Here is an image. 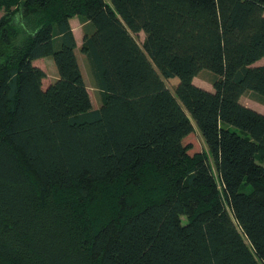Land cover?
Returning <instances> with one entry per match:
<instances>
[{
	"label": "trees",
	"instance_id": "obj_1",
	"mask_svg": "<svg viewBox=\"0 0 264 264\" xmlns=\"http://www.w3.org/2000/svg\"><path fill=\"white\" fill-rule=\"evenodd\" d=\"M0 11V264H264V113L241 101L264 97V0ZM196 127L207 151L191 155Z\"/></svg>",
	"mask_w": 264,
	"mask_h": 264
},
{
	"label": "rangeland",
	"instance_id": "obj_2",
	"mask_svg": "<svg viewBox=\"0 0 264 264\" xmlns=\"http://www.w3.org/2000/svg\"><path fill=\"white\" fill-rule=\"evenodd\" d=\"M3 11H0V16L3 14ZM72 29L78 33V36H85V33L87 32V28L85 25L84 20L80 18H75L73 20V26ZM144 33H141L138 37V40L140 42L144 39ZM78 37L79 41L81 39ZM80 54H82L81 50L78 51ZM81 66L84 72L86 84L89 88L91 98L94 103V108H99L101 106L102 100L99 89L95 86L94 79L91 75V70L88 64V61L86 57H80ZM43 68L46 70V73L48 75V80L55 81L58 78V72L56 65L54 63V59L52 57H47L44 60L38 62ZM256 65H264V58L256 63ZM217 79V76L211 72L210 70L204 69L198 76L195 77L194 82L196 85L203 87L205 89L214 90V82ZM178 83V78L171 79L168 81V85L171 88L172 91H174L175 86ZM241 101L243 104H245L248 107H251L259 112L264 113V97L260 96L259 94H256L255 92L248 91L246 92L242 98ZM184 144L190 146L189 153L193 155L196 152H203L207 151V145L205 143V140L201 134V132L196 127L195 132L191 133L184 139ZM183 221L186 220L185 217L182 218Z\"/></svg>",
	"mask_w": 264,
	"mask_h": 264
},
{
	"label": "crops",
	"instance_id": "obj_3",
	"mask_svg": "<svg viewBox=\"0 0 264 264\" xmlns=\"http://www.w3.org/2000/svg\"><path fill=\"white\" fill-rule=\"evenodd\" d=\"M75 18H78V17H74V18H72L71 20H70V22H71V26H73V20L75 19ZM85 25H86V28L87 29H91L90 28V24L88 23V22H85ZM73 31H74V29H73ZM143 33V32H142ZM74 34H75V37H76V43H77V48H76V54H77V57H78V60H79V62H80V58H79V56L80 57H85V55L82 53V54H80L78 51L79 50H81V46H82V44H83V40H84V37L85 36H78V33L76 32V31H74ZM145 35V34H144ZM78 37L81 39V41H79V39H78ZM145 37V36H144ZM80 66H81V62H80ZM81 69H82V66H81ZM82 72H83V69H82ZM83 75H84V72H83ZM84 79H85V76H84ZM86 81V80H85ZM89 89V88H88ZM207 90H210V89H207ZM90 92V91H89ZM92 102H93V100H92ZM93 106H94V103H93Z\"/></svg>",
	"mask_w": 264,
	"mask_h": 264
}]
</instances>
